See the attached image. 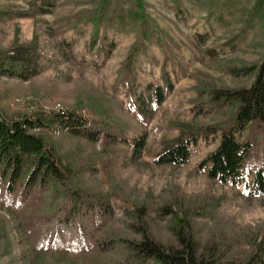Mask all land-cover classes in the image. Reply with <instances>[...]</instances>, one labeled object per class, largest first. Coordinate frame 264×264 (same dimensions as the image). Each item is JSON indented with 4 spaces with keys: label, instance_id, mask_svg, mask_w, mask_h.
Listing matches in <instances>:
<instances>
[{
    "label": "trees",
    "instance_id": "trees-1",
    "mask_svg": "<svg viewBox=\"0 0 264 264\" xmlns=\"http://www.w3.org/2000/svg\"><path fill=\"white\" fill-rule=\"evenodd\" d=\"M56 3L57 0H32L30 9L51 13ZM237 3L238 0L197 2L209 15L230 13ZM263 18L264 0H255L239 32L228 41L242 40L257 24H264ZM82 27L90 29L88 53L96 50L107 57L108 31L134 34L119 66L114 89L122 86L126 90L132 111L151 116L153 109L163 103L164 92L173 88L167 65L176 73L179 62L177 46L147 13L145 0H88L69 14L57 32H79ZM148 45H156L164 54L161 84L142 86L137 80L136 64ZM205 52L212 59L217 57L212 49ZM45 61L36 41L13 45L0 53V78L28 82L43 71ZM226 71L231 77L249 78L251 82L197 91L193 116L212 115V122L178 125L176 137L161 140L153 162L158 166L185 165L191 158V148L199 141L218 138L215 148L197 163V170L211 181L240 185L248 197L263 198L264 57L248 65H229ZM78 100L79 104L86 103L95 119L90 123L73 112L59 113L57 129L90 141L103 138L106 144H123L134 158L139 156L145 141L129 139L117 125L118 105L113 98L106 99L89 87ZM49 123L52 120L48 117H10L0 110V205L19 215V227L36 257L50 254L60 261L64 254H71L78 257L76 264H264V234L248 230L251 233L244 235L243 248L238 247V239L233 236L222 239V245L217 242L219 238L212 236L204 241L197 222L214 220L213 211L189 202L190 197L178 189L162 197L163 203L150 220L148 196L139 195L122 198L124 209L117 217L112 191L80 186L81 173L95 176L104 150L82 165L67 162L55 153L46 135L33 132L47 130ZM177 209L183 212V218L176 215ZM164 221L170 231L160 239L151 227ZM221 246L224 251L219 250ZM1 250L0 245V254ZM84 256L92 260L83 262Z\"/></svg>",
    "mask_w": 264,
    "mask_h": 264
},
{
    "label": "rangeland",
    "instance_id": "rangeland-1",
    "mask_svg": "<svg viewBox=\"0 0 264 264\" xmlns=\"http://www.w3.org/2000/svg\"><path fill=\"white\" fill-rule=\"evenodd\" d=\"M87 1L57 0L51 13L40 14L30 9L32 0H0V53L13 45L36 41L46 59L43 71L28 82L0 78V110L10 117L43 116L51 119L47 130L33 132L46 135L53 143L55 153L67 162L82 165L95 153L104 150L99 156L95 176L90 177L89 172L81 173L80 186L112 191L117 217L124 209L121 199L139 195L148 196L150 210L147 219L150 220L163 203L162 197L172 195L173 189H178L190 197L189 202L213 211L214 220L197 222L199 235L204 241L212 236L219 238L216 241L222 245V239L233 236L238 239V247L243 248L244 235L251 233L248 230L257 229L262 236L264 197H248L240 185L211 181L196 168L197 163L215 148L218 138L199 141L191 148V158L185 165L158 166L153 162L161 140L176 137L178 125L191 121L212 122V115L193 116L197 91L222 85L244 86L251 82L249 78L229 76L226 69L229 65L261 62L264 57V24H257L242 40L233 39L255 0H238L230 13L213 15L202 9L198 0H145L147 13L177 46L175 53L179 62L176 73H172V68L167 65L173 88L164 92L163 103L153 109L151 116H140L138 111H132L126 90L122 86L114 89L119 66L134 41L133 33L108 31L110 54L107 57L104 52L97 53L96 50L88 53V27H82L79 32H57L69 14ZM2 12L6 13L5 17ZM261 21L264 22V18ZM230 37H233L231 42L228 41ZM197 38H202V42ZM206 49H212L217 57L210 58ZM163 58V52L156 45L147 46V51L138 57L136 64L140 85L161 84ZM89 87L98 90L106 99L112 101L113 98V103L118 105L117 125L124 129L129 139H144L145 145L138 157L134 158L131 150L123 144H106L103 138L90 141L69 132L55 133L59 113L73 112L90 123L95 119L86 103L79 104L78 100ZM176 215L184 217L179 209ZM164 222L151 227L160 239L170 231ZM19 224V215L0 205V264H76L78 257L71 254H64L60 261H55L50 254L36 257ZM219 250L224 251V247ZM81 259L89 262L92 257Z\"/></svg>",
    "mask_w": 264,
    "mask_h": 264
},
{
    "label": "bare ground",
    "instance_id": "bare-ground-1",
    "mask_svg": "<svg viewBox=\"0 0 264 264\" xmlns=\"http://www.w3.org/2000/svg\"><path fill=\"white\" fill-rule=\"evenodd\" d=\"M61 132L65 133V131L62 130V129H57V128L55 129V133H56V134L59 135V134H61Z\"/></svg>",
    "mask_w": 264,
    "mask_h": 264
}]
</instances>
